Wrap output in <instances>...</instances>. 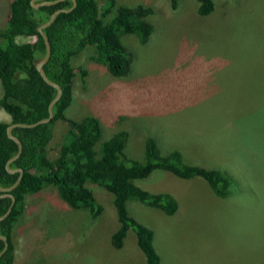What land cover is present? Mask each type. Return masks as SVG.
<instances>
[{
	"label": "rangeland",
	"instance_id": "374dc122",
	"mask_svg": "<svg viewBox=\"0 0 264 264\" xmlns=\"http://www.w3.org/2000/svg\"><path fill=\"white\" fill-rule=\"evenodd\" d=\"M11 1L0 0V29ZM114 1V10L151 8L153 32L144 45L135 35L120 36L130 58L123 77H112L94 61L91 47L75 56L72 65L87 76L85 87L79 75L73 79L66 117L98 118L103 141L127 131L125 151L132 159L142 160L143 141L152 137L164 154L177 150L187 163L228 174L225 199L199 178L156 171L137 181L177 202L170 216L127 203L129 215L153 231L160 264H264V85H256L259 74L234 83V71L247 74L252 67L241 64L254 53L249 44L264 38V0H212L215 9L206 17L198 16L197 0H178L174 11L168 0ZM96 2L107 6L108 0ZM0 122H10L1 109ZM51 131L49 157L67 134L66 122H56ZM87 186L103 208L97 218L70 207L53 187L25 198L12 234L13 264H145L132 230L120 250L111 246L119 226L113 196Z\"/></svg>",
	"mask_w": 264,
	"mask_h": 264
},
{
	"label": "trees",
	"instance_id": "16d2710c",
	"mask_svg": "<svg viewBox=\"0 0 264 264\" xmlns=\"http://www.w3.org/2000/svg\"><path fill=\"white\" fill-rule=\"evenodd\" d=\"M168 1L174 11L178 0ZM114 6V0H108L107 6L105 2L102 6L98 5L96 0H76V6L70 12L59 13L54 22L43 30L51 49L43 70L47 78L61 88L62 95L53 107L50 122L12 130V135L21 142L22 151L10 168L22 169L23 174L18 186L11 192L15 199L11 212L0 221V235L6 238L8 245L0 256V264L14 263L12 234L25 211V198L47 186L56 189L60 199L70 207L86 210L92 218H97L103 208L87 184L97 185L109 192L113 196L119 224L111 236V246L120 250L128 231L132 230L145 264L161 263L153 245L154 233L129 215L127 203L137 202L168 216L173 215L178 206L171 194L151 192L141 188L137 181L149 178L156 171H164L182 180H203L217 198L225 199L229 193L227 173L187 163L177 150L164 154L152 137L143 141V157L138 161L125 151L129 138L127 131H117L103 141L98 118L87 116L76 121L66 117L65 112L72 103L73 79L79 75L85 87L87 76L85 69L72 65L75 56L91 47L95 52L94 61L105 65L112 77H123L128 71L130 58L120 36L135 35L139 44L144 45L153 32V26L147 20L153 13L151 8L142 5L118 6L114 10ZM71 7L70 0L38 9L32 7L31 0H12L9 4L6 27L0 29V109L10 118L9 123L0 122L1 187L11 186L19 176L5 169L6 162L18 151L16 143L7 137L6 128L10 124H33L47 118L48 106L56 94V90L43 81L35 67L45 53L37 28L55 11ZM196 8L199 17H206L212 14L215 4L212 0H197ZM21 36L34 40L16 42V38ZM255 41L249 44L254 48L253 55L249 57L246 54L241 63L252 67L242 77L248 76L246 81H252L255 74H259L256 85L261 86L264 85V38L259 43L257 39ZM58 121L66 122L67 134L57 147V154L49 157L47 146L52 137V126ZM10 205V198H0V216ZM3 247L4 242L0 240V252Z\"/></svg>",
	"mask_w": 264,
	"mask_h": 264
},
{
	"label": "water",
	"instance_id": "95a60500",
	"mask_svg": "<svg viewBox=\"0 0 264 264\" xmlns=\"http://www.w3.org/2000/svg\"><path fill=\"white\" fill-rule=\"evenodd\" d=\"M59 1H63V0H56V1H50V0H31V5L33 8L35 9H38L39 7L41 6H50V5H53ZM72 2V7L69 8V9H60V10H57L55 11L54 13H52L49 17V19L42 23L38 28H37V31L38 33L40 34V36L42 37V40H43V43H44V47H45V53H44V56L41 60H39L37 63H36V70L37 72L40 74L41 78L43 79V81L52 86L55 90H56V94H55V97L53 98V100L50 102L49 106H48V117L45 118V119H41L39 120L38 122L36 123H33V124H22V123H19V124H10L7 128H6V134H7V137L11 140H13L16 145H17V153L12 157L10 158L6 164H5V169L9 172V173H18L19 176L18 178L16 179L15 183L12 184L11 186L9 187H1L0 186V198H3V197H7V198H10L11 200V205L10 207L7 209V211L0 216V221L4 220L11 212V209L13 207V204L15 202V199L13 197V195L11 194V192L18 186L20 180H21V177H22V174H23V170L22 169H11L10 168V164L12 162H14L21 154V151H22V145H21V142L12 135V130L13 128L15 127H20V128H33V127H36L37 125H40V124H46L48 122L51 121V119L53 118V107L54 105L56 104V102L60 99L61 95H62V91H61V88L55 84L54 82H52L51 80H49L43 70V66L48 62L49 58H50V54H51V49H50V43H49V40L46 36V34L44 33V29L49 27L55 20L56 16L59 14V13H62V12H70L75 6H76V0H70ZM35 2H38L37 4H34ZM0 240H2L4 242V247L2 249V251L0 252V256L3 255V253H5V251L7 250V240L4 236H1L0 235Z\"/></svg>",
	"mask_w": 264,
	"mask_h": 264
},
{
	"label": "crops",
	"instance_id": "0c3cea01",
	"mask_svg": "<svg viewBox=\"0 0 264 264\" xmlns=\"http://www.w3.org/2000/svg\"><path fill=\"white\" fill-rule=\"evenodd\" d=\"M251 44V43H250ZM247 69H249V68H246V73H248L247 72ZM235 72V77H234V83H237V82H239V81H241V80H243V79H245V80H247L248 79V76L247 77H245V78H243L242 77V72H240L239 70H236V71H234ZM238 74H241L240 76H238Z\"/></svg>",
	"mask_w": 264,
	"mask_h": 264
}]
</instances>
